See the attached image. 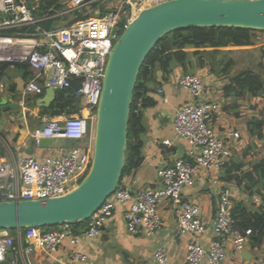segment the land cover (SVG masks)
Returning a JSON list of instances; mask_svg holds the SVG:
<instances>
[{
  "label": "built area",
  "instance_id": "1",
  "mask_svg": "<svg viewBox=\"0 0 264 264\" xmlns=\"http://www.w3.org/2000/svg\"><path fill=\"white\" fill-rule=\"evenodd\" d=\"M165 1L168 0H121L118 7L107 9L104 14H92L60 28L37 27L35 32H30L22 29L36 24L39 18L27 1L0 0V62L24 63L37 75L45 74L43 82L34 78L26 84V93L37 96L42 95L47 87L70 89L71 79L80 78L76 95L85 99V108L89 111L87 115L79 112L62 119L49 118L31 133L37 145L44 138L73 139L81 144L42 161L32 155L8 162L0 160V201L61 196L85 177L94 155L96 110L108 57L127 24L142 9ZM69 2L70 11L75 13L86 6L84 0ZM105 2L100 0L101 4ZM122 22L124 29L120 31ZM12 28L15 30L10 34L1 32ZM175 81L191 96V101L177 109L173 122L177 137L190 143L187 158H179L172 165L159 168V186L134 192L121 183L87 221L88 226L82 233H75L70 224L52 230L26 228L17 230L16 235L8 229H0V261L6 259L11 249L22 264H34L32 255L37 249L52 253L68 237L74 245L84 238L99 237L118 205L125 206L124 218L129 233L154 236L163 225L159 205L165 201L178 206V232L181 236H189L186 264H203L204 261L225 264L230 239L237 251L246 247L253 233L251 229L240 231L234 227L233 196L217 176L211 179L213 184L220 186L216 217L211 227L215 237L208 246L202 241L208 227L201 218L200 205L183 200L186 186H194L203 180L205 173L220 171L232 160L233 148L241 142L242 134L234 129L227 130L225 135L216 131L212 121L220 110V103L208 96L201 75L185 72L176 75ZM158 93L163 94L164 89L159 88ZM164 143L172 144L170 140ZM254 202L259 203L260 197L255 196ZM25 239L27 242L24 243ZM69 258L81 262L87 260V256L79 251H73ZM154 258L158 263L166 264V249H158Z\"/></svg>",
  "mask_w": 264,
  "mask_h": 264
},
{
  "label": "crops",
  "instance_id": "2",
  "mask_svg": "<svg viewBox=\"0 0 264 264\" xmlns=\"http://www.w3.org/2000/svg\"><path fill=\"white\" fill-rule=\"evenodd\" d=\"M26 1L33 12L43 2V0ZM69 1L64 0L62 3V0H60L63 7L62 10L56 13V16H68L73 19L72 15L75 12L70 11L71 3ZM119 2L121 0H111V2L106 0L104 4L106 9H113L118 7ZM101 10L98 7L93 14H101ZM40 20L41 18H39ZM64 26L68 25L63 21H59L55 28ZM14 30L15 28H12L6 30V32L10 34ZM257 34H264V32H258ZM253 44H255V38ZM223 48L210 47L203 49L223 51ZM186 50L192 52L197 49L189 47ZM190 60L194 64V68L186 71L182 65H176L167 80H164L163 73L158 71L156 80L146 83L149 90L147 94L155 100L156 104L142 109V120L145 127L143 134L144 160L138 169L126 174L122 180V183L129 186L134 192H141L146 188L159 186V168L172 165L179 158H187L190 143L184 138L177 137L173 123L177 109L185 102L191 101L189 92L181 88L175 81L176 75L185 72L201 75L206 82L209 91L208 96L220 103V110L212 121L216 131L220 135H225V132L229 129L241 132L242 140L236 143L233 148L231 161H242L245 168H248L250 164L264 158V126L263 139L252 135L249 128L250 121L257 118L264 120V98L261 96L263 93L257 97L250 95V98H247L249 95L247 94V99L233 94L226 96L224 89L221 87L224 88L226 85L227 82L223 83V81H227V75L216 76L210 63L203 67H197V58L192 55ZM0 63L6 65L4 70H0V98L5 100L10 95L14 101L20 104L19 109L5 110L0 106V160L8 162L21 156L32 155L42 161L48 156L58 155L68 148L81 144L78 140L54 138L49 146L37 145L35 140L32 139L31 133L41 128L47 119L53 117L62 119L68 114L52 116L43 112L46 107H37L36 101L39 97L44 96L45 91L40 96L26 93V84L34 78L43 82L46 78L45 74L37 75L33 69L25 66L24 63ZM159 88L164 89L163 94L158 93ZM58 90L61 89L57 88V92ZM21 111L23 115L20 114ZM79 112L84 115L89 114L85 106L75 113ZM166 140H170L172 144H165L164 141ZM235 155L237 157L239 155V157L234 159ZM224 171L225 168L220 171L205 173L203 180L197 181L194 186H186L183 191L184 201L195 202L201 207V218L208 227L206 234L202 236V241L206 246L215 237L211 227L216 217L219 202L220 186L212 183L211 179L213 177L217 176L223 186L230 189L234 202L244 201L252 210L264 205V201L256 189L250 195V191L244 184L239 185L235 181L226 182L223 180L221 177ZM255 196L260 197L259 203L254 202ZM177 207L169 201L160 204L159 212L163 225L154 236H148L144 233L134 235L128 232L124 218L125 206L118 205L114 215L105 224L99 237L84 238L77 245L72 244L68 237L57 251L52 253L37 249L32 255L33 262L34 264H160L155 260L154 254L158 249L165 248L168 256L166 264H186L189 236H181L178 232ZM72 229L75 233L84 231L82 228L74 229L72 227ZM17 233L18 231L11 232L13 235ZM25 242H27L26 239ZM73 251L83 253L87 256V260L84 262L71 260L69 257ZM203 264L209 263L204 261ZM225 264H264V240L261 244H256L253 242V237H251L246 247L242 251H237L230 239L227 243Z\"/></svg>",
  "mask_w": 264,
  "mask_h": 264
},
{
  "label": "water",
  "instance_id": "3",
  "mask_svg": "<svg viewBox=\"0 0 264 264\" xmlns=\"http://www.w3.org/2000/svg\"><path fill=\"white\" fill-rule=\"evenodd\" d=\"M94 3L103 9L99 0H84L85 5ZM192 27L264 31V0H168L142 9L127 24L107 60L96 110L94 155L88 173L75 188L61 196L0 201V229L23 230L85 222L102 207L120 185L126 164L131 105L145 60L168 33ZM61 90L72 96L70 89ZM56 95V88L47 87L44 96L37 99V107H50ZM0 106L5 110L20 108L10 95L5 100L0 98ZM51 144L50 138L39 142L40 146ZM0 264L22 263L10 249Z\"/></svg>",
  "mask_w": 264,
  "mask_h": 264
},
{
  "label": "trees",
  "instance_id": "4",
  "mask_svg": "<svg viewBox=\"0 0 264 264\" xmlns=\"http://www.w3.org/2000/svg\"><path fill=\"white\" fill-rule=\"evenodd\" d=\"M63 5L60 0H43L39 8L34 11L35 15L41 20L29 26H26L22 31L35 32L37 26L44 29L55 28L57 22L63 21L67 25L74 23L76 20L84 19L92 15L98 9V3L86 5L81 12L73 13V19L68 16H56L59 10H62ZM101 14H104L107 9L105 4ZM124 29L123 22L121 23L120 31ZM2 33H8L1 31ZM258 32L247 28L236 27H192L183 28L172 31L164 36L159 43L152 49L146 58L141 69L139 79L137 81L134 100L131 105V114L128 127V141L126 148V164L120 178L122 183L123 177L126 174L132 173L138 169L143 160L144 139L143 134L145 127L143 125V108H147L156 104L152 97L148 96L146 83L151 80H156V74L161 71L164 75V80H167L173 68L176 65H182L188 71L194 68V64L190 60V56L197 58V67H203L210 63L212 71L216 76L227 75V84L224 86V94L226 96L235 95L244 97L249 94L257 97L264 93V81L262 77L253 70H243L233 76H229L231 68L235 65V60L232 58L224 59L219 57L222 53L219 49L206 50L203 48H219L227 46H247L254 43L255 34ZM193 47L197 50L189 52L186 48ZM262 64V63H261ZM6 65L0 63V70H4ZM25 66L28 67L27 64ZM221 67V68H220ZM81 84V79L73 77L71 79L70 91L72 96H67L62 90H58L55 101L49 108H44V113L52 116L60 114H72L80 110L86 105L84 98L77 99L76 90ZM263 119H254L249 122V128L252 135L263 139ZM222 179L226 182L235 181L239 185H245L253 194L256 189L264 201V158L252 163L248 168L242 161H230L225 167ZM233 225L240 231L251 229L253 242L261 244L264 240V205L258 209H250L244 201L234 202L232 210ZM74 229H86L88 222L70 223ZM56 227H46L45 230L56 229ZM16 229L10 232H16Z\"/></svg>",
  "mask_w": 264,
  "mask_h": 264
},
{
  "label": "rangeland",
  "instance_id": "5",
  "mask_svg": "<svg viewBox=\"0 0 264 264\" xmlns=\"http://www.w3.org/2000/svg\"><path fill=\"white\" fill-rule=\"evenodd\" d=\"M108 2H111V0H108ZM120 3L121 2H119V5ZM223 49L224 50L223 51L221 50L222 53L219 54V57L224 58L225 60L231 57L235 59V65L231 68L229 72V76H233L243 70L250 69L256 72L257 74H259L264 81V34L256 33L255 44L253 45H247V46L232 45V46L224 47ZM222 75L224 76V74ZM224 82H228V80L223 81V83ZM221 88L224 89L223 86ZM249 96L250 95H248L247 98H250ZM261 96L264 98V93ZM247 98L246 95L243 97V99H247ZM238 157L235 155L234 159ZM250 206L252 207L251 204Z\"/></svg>",
  "mask_w": 264,
  "mask_h": 264
}]
</instances>
